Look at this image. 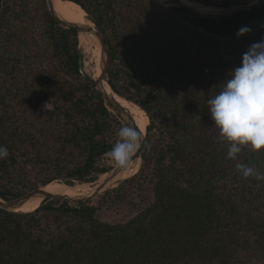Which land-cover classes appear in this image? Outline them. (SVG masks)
<instances>
[{"label":"trees","instance_id":"16d2710c","mask_svg":"<svg viewBox=\"0 0 264 264\" xmlns=\"http://www.w3.org/2000/svg\"><path fill=\"white\" fill-rule=\"evenodd\" d=\"M66 1L91 15L104 35L106 80L116 94L105 86L107 93L149 118L140 169L96 202L0 208V264H264V182L245 180L236 169L250 164L264 172V152L248 148L236 161L226 159L207 110L241 60L213 44L238 37L243 26L264 28V1L220 18L154 0ZM54 4L79 22L72 9ZM79 46L80 35L53 19L46 0H0V145L9 151L0 160V198L53 182H95L114 168L106 153L127 124L80 74ZM87 51L96 71L98 43L90 34ZM123 204L135 206V214L99 218Z\"/></svg>","mask_w":264,"mask_h":264},{"label":"clouds","instance_id":"9594fccd","mask_svg":"<svg viewBox=\"0 0 264 264\" xmlns=\"http://www.w3.org/2000/svg\"><path fill=\"white\" fill-rule=\"evenodd\" d=\"M250 31L243 26L237 36ZM218 85L220 90L207 100V110L218 131V142L227 147L226 159L236 161L248 148L254 153L264 152V39L250 44L240 63ZM117 136L106 155L123 170L131 164L143 141L133 126L122 125ZM8 156V148L0 145V160ZM236 169L245 180L264 182V172L250 164H237Z\"/></svg>","mask_w":264,"mask_h":264},{"label":"water","instance_id":"95a60500","mask_svg":"<svg viewBox=\"0 0 264 264\" xmlns=\"http://www.w3.org/2000/svg\"><path fill=\"white\" fill-rule=\"evenodd\" d=\"M154 1L166 7L185 9L195 14L199 18H220V17L232 15L240 11L249 10L259 5L264 0H241L239 3L234 4V5H229V6H213V5H205L203 3L200 4L207 8L214 9V12L212 13H207V12H202L200 10H196L193 7H191L189 4L183 2L182 0H154ZM46 3H47V7H48L50 15L61 27L66 28V29H73L78 33V35L91 34L96 37L99 43V46H100V50H101V56H100V62H99V67L101 70L100 75L98 77H94L92 74L88 72V70L86 69L85 59L82 54L79 57L78 69H79L80 74L83 76V78L86 80H89L95 86V88L102 94L105 102L109 106H111L121 116V118L125 121L127 126L135 127L141 134L142 141H143L142 145L138 149L136 154L134 155L131 164L127 167V169L132 165L137 167V170L135 172L136 174L139 171L140 165H141V156H142L143 148L145 145L147 128H146V131L143 132L137 125L132 113L127 108H125L122 104H120L114 95H110L106 91L105 83L108 84L106 79H107V72H108L109 65H110V53L105 43L103 33L96 26L91 15L87 14L86 12H85L86 13L85 17L90 23H92L93 26L88 25V24H79V23H73V22L67 21L56 10L55 5H54V0H46ZM111 91L113 94H116L113 92L112 89ZM127 169L122 170L118 166H116L110 172L102 175L95 182L81 183L80 185L64 184L66 186H71V187L88 186L90 188H93V190L87 194H83L80 196H69L63 193H52L47 190V186L49 185L48 184L46 186L34 188L22 194L21 196H18L10 200H4L0 198V208L8 212H23L21 211L23 206L29 201L35 200V199L61 200L71 205L91 202L93 200L98 199L102 194L113 189L115 185L120 184L124 180L128 179L127 177L118 178Z\"/></svg>","mask_w":264,"mask_h":264},{"label":"rangeland","instance_id":"374dc122","mask_svg":"<svg viewBox=\"0 0 264 264\" xmlns=\"http://www.w3.org/2000/svg\"><path fill=\"white\" fill-rule=\"evenodd\" d=\"M182 1H192L198 4L202 3V0H182ZM216 3H220L223 2L224 0H212ZM233 2L232 5L237 4L240 2V0H228ZM163 6V5H162ZM166 7V6H164ZM166 8H170V7H166ZM82 19H81V24H82ZM181 32L185 33V34H189L190 35V39H192V37H194L193 35H191L190 30L187 28H181L180 29ZM83 37V34L81 35ZM79 38V35H78ZM85 38V44L87 46V37ZM261 39H264V28L260 29V30H256V31H250L248 33H246L243 36L240 37H236L232 40H225V39H220V40H216V42L213 44V49L215 50H220L221 52H230L232 54H234L235 56L241 58V55L243 52H245L247 50V48L249 47L250 44H252L253 42H257L260 41ZM82 55L84 56L85 59V64H86V69L89 70L91 72H93V67L95 65L94 60L92 59V55L89 51H85L83 50L80 46H79ZM86 52V53H85ZM101 56V55H100ZM100 62V60H99ZM87 65L89 68H87ZM134 107L130 108L132 115L134 116L137 125L139 126V128L143 131V125H144V118H143V113H142V109L141 108H135L139 107L136 104H133ZM141 109V110H139ZM146 113V112H145ZM147 115V114H146ZM149 119V118H148ZM143 121V122H142ZM143 124V125H142ZM148 122H147V126H148ZM113 166L116 167L117 165H115V163L113 162ZM135 173H133L132 175L128 176L127 178H130L134 175ZM54 183H59L64 185L65 183L63 182H54ZM122 183V182H121ZM81 183L76 182L73 185H80ZM120 184L115 185L114 188L118 187ZM113 188V189H114ZM62 189L64 192L69 191L66 188H59ZM75 191L80 193V194H87L89 192H91L93 190V188H90L88 186H76ZM112 190V189H111ZM110 191V190H109ZM105 194V193H104ZM103 195V194H102ZM101 195V196H102ZM43 200V199H39V202ZM97 200V199H96ZM96 200H93L94 202H96ZM136 212V207L129 205V204H123L121 206H116L112 209H107V210H102L98 213L99 218H101L102 220L105 221H109V222H117L120 220H124L132 215H134Z\"/></svg>","mask_w":264,"mask_h":264},{"label":"bare ground","instance_id":"6f19581e","mask_svg":"<svg viewBox=\"0 0 264 264\" xmlns=\"http://www.w3.org/2000/svg\"><path fill=\"white\" fill-rule=\"evenodd\" d=\"M55 2H57V3H59V4H61V5H63V6H66V7H68V8H70V9H72L74 12H76L78 15H79V22H76V21H73V20H70V19H67L66 17H64L63 15H61L60 13V15L64 18V19H66L67 21H70V22H73V23H79V24H81L80 23V20L82 19V21H83V24H88V20L86 19V13H85V10L84 9H82L78 4L76 5V4H74V3H71V2H69V1H66V0H54ZM183 2H185V1H183ZM185 3H187V4H189L191 7H193L194 9H196L195 8V6H194V4L192 3V2H190V1H187V2H185ZM55 5V4H54ZM56 8V7H55ZM57 10V9H56ZM196 10H198V9H196ZM201 11V10H200ZM202 12H207V13H212V12H214V9H212V10H210V11H202ZM88 21V22H87ZM90 25H92V23H90ZM93 26V25H92ZM82 34H80V47L83 49V50H85V51H87V46H86V44H85V38L84 37H87V34H83V37L81 36ZM91 35V34H90ZM95 37V36H94ZM96 38V37H95ZM97 43H98V41H97ZM98 50H99V56H98V62H97V68H96V71L94 70V68H92L93 69V72H91L90 71V69L88 70V72L90 73V74H92L94 77H98L99 75H100V73H101V70H100V67H99V60H100V55H101V50H100V46H99V43H98ZM83 53V52H82ZM86 53V52H85ZM84 54V53H83ZM87 68H89L88 67V65H87ZM105 86L109 89V87H108V85L105 83ZM118 100L122 103V104H124V105H126V106H128L129 108H133L134 107V105H133V103H131V102H128V101H126V100H123V99H119L118 98ZM137 105V104H136ZM135 108H140V106L139 107H136L135 106ZM139 110H141V109H139ZM143 110V109H142ZM141 110V111H142ZM144 111V110H143ZM142 111V113H143V118H144V125H143V132H145L146 131V128H147V126H146V122H147V120H148V122H149V119H148V117H147V115H146V117H147V119H146V117H145V114H144V112ZM136 121V120H135ZM143 122V121H142ZM137 123V122H136ZM133 167H135V166H130L124 173H122L118 178H125V177H128V173H133V172H136V170H137V167L135 168V169H133V170H130L131 168H133ZM54 183V182H53ZM53 183H51V184H49L48 186H47V190L48 191H50V192H52V193H63V194H65V195H68L67 193H65L62 189H59V188H66V189H68V190H72V191H74V192H76L75 191V187H73V188H69V187H66V186H56V187H52L51 185L53 184ZM76 193H78V192H76ZM78 194H80V193H78ZM81 195H83V194H81ZM70 196V195H69ZM32 201V200H31ZM31 201H29L28 203H26L24 206H23V208L21 209V211H23V212H31V211H34L39 205H40V203L42 202V200L39 202V199L37 200V203H36V205L34 206V207H32V208H30V209H26L25 207L31 202Z\"/></svg>","mask_w":264,"mask_h":264}]
</instances>
